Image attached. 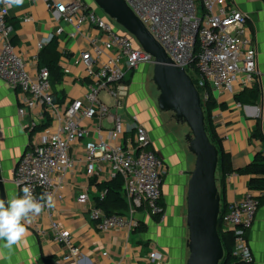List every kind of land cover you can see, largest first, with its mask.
Listing matches in <instances>:
<instances>
[{
    "label": "built area",
    "instance_id": "2783aa9c",
    "mask_svg": "<svg viewBox=\"0 0 264 264\" xmlns=\"http://www.w3.org/2000/svg\"><path fill=\"white\" fill-rule=\"evenodd\" d=\"M126 1L165 48L174 64L187 71L195 61L201 87H205L202 101L209 98L207 85L212 93L216 89L234 92L240 74L244 75L242 83L245 86L253 82L254 75H259L258 47L249 33V16L239 9L228 7L227 0H202L204 12L199 9L196 0ZM48 5L60 14L64 22L74 27V36L84 25L97 28L104 36L95 38L93 47L83 51L75 60L76 64L85 66L87 91L82 97L60 104L54 97L49 70L40 67L32 73L16 50L13 43L15 27L9 21L10 10L0 3V78L12 88L29 94L34 104L42 107V115L47 113L50 118L49 130L44 135L40 134L39 141L27 149L15 169L19 194H22L24 186H29L37 198L43 193H51L61 199L60 190L64 186L65 175L74 167L72 145L86 139L82 159L85 172L93 176L101 164H109L114 171L113 178L118 174L123 177V188L129 203V212L125 215L108 214L103 208L93 206L90 216L96 228L101 232L133 230L139 224L136 212L142 207L162 218L165 211L162 186L166 174L163 157L149 147V133L136 115L132 116L133 136L126 143L121 142L126 131L125 122L120 114L112 113L110 106L100 98V93L106 92L116 101L115 107L119 109L130 92V74L145 65L154 64V57L131 34L118 29L111 19L99 13L86 0L67 3L49 0ZM61 31L62 27L56 34ZM44 46V41L39 43V49ZM38 59L39 56H36L35 61ZM65 71L69 72L68 69ZM19 113L24 115L26 110L20 108ZM95 118L112 124L107 127L99 123L95 127L94 131L100 137L98 142L90 139L92 127L86 125ZM106 134L113 143L105 138ZM106 193V189L99 190V197L103 199ZM77 200L87 204L89 193L85 190ZM259 204V197L248 192L241 199L227 203L224 212L220 213L223 229L234 233L235 254L244 264L254 263L247 232L255 221ZM46 211L51 213L47 206L43 212ZM35 218L31 227L39 235L52 233L55 241L65 249L63 261L82 264V249L74 243L70 230L62 228L54 219H51L47 230ZM146 261L147 264H166L157 248H151Z\"/></svg>",
    "mask_w": 264,
    "mask_h": 264
},
{
    "label": "crops",
    "instance_id": "0c3cea01",
    "mask_svg": "<svg viewBox=\"0 0 264 264\" xmlns=\"http://www.w3.org/2000/svg\"><path fill=\"white\" fill-rule=\"evenodd\" d=\"M55 1L67 3L71 0ZM48 3L49 0H24L21 6L9 8V21L15 27L13 43L16 50L32 73L40 68L42 49H39V43L44 41L47 45L54 36L58 38L59 66L64 74L59 82L53 84L52 89L58 96L57 102L61 104L82 97L87 91L85 66L82 63L76 64L75 60L80 58L83 51L92 48L94 39L102 38L104 33L91 25H84L74 36V27L64 22L59 13L49 8ZM227 5L249 16L248 28L257 43L260 73L254 75L253 82L246 86L242 83L244 75L240 74L239 80L235 82L234 92L219 89L213 91L218 103L212 114L213 125L232 166V172L226 175L224 189L220 188L222 203L225 204L241 199L248 192L259 198L264 197V192L249 189V180L256 175L241 171L259 154L264 156V1L227 0ZM26 18L29 19L25 20ZM60 27L61 33L56 34ZM36 56H39L37 62ZM67 69L69 72L65 71ZM148 69V66H143L130 74V92L124 100V108L129 111L131 118L136 115L146 127L150 137L149 147L155 149L165 161L163 217L157 219L147 208L142 207L137 210L136 218L146 229L142 225V230L99 231L91 219L90 211L96 205L99 184L112 180L114 171L109 164L104 163L99 166L95 175L88 176L82 161L86 139L74 143L71 148L75 159L74 167L65 175L64 186L60 190L62 198L54 197L55 206L50 208L51 213L42 212L35 220L47 230L51 219L56 220L62 228L70 230L74 243L82 249V264H147L146 255L151 248H157L163 254L166 264L187 263L189 230L186 223L185 192L190 166L179 135L160 121L161 113L146 96L143 82ZM249 87L259 90L257 102L239 103L235 94ZM101 100L106 102L102 98ZM106 104L109 106L107 102ZM20 108H24L26 114L21 115ZM42 110L41 106L34 104L29 94L12 88L0 78V165L7 199L19 194L15 169L21 157L39 141L41 133L44 135L49 130V124L42 130H36V127L43 126L49 118L47 113L42 115ZM124 122L126 131L121 142L126 143L133 136V122ZM35 123L37 126L33 127ZM99 123L112 126L101 118L86 122L93 131L90 139L96 142L100 141V137L94 129ZM105 138L113 143L108 134ZM85 190L89 193L90 201L81 204L77 197ZM27 228L25 238L11 249L0 246V264H73L63 261L65 249L55 241L52 233L39 235L31 225ZM247 239L254 255V264H264V203L259 207L255 221L247 232ZM104 252L107 255H103Z\"/></svg>",
    "mask_w": 264,
    "mask_h": 264
},
{
    "label": "water",
    "instance_id": "95a60500",
    "mask_svg": "<svg viewBox=\"0 0 264 264\" xmlns=\"http://www.w3.org/2000/svg\"><path fill=\"white\" fill-rule=\"evenodd\" d=\"M101 11L154 57L153 80L160 92L161 111L173 112L190 128L188 148L195 155L189 174L186 223L189 230L186 264H220L225 251L218 229L221 194L217 171L219 150L210 140L199 89L183 67L174 64L126 0H93ZM0 198L7 200L0 165Z\"/></svg>",
    "mask_w": 264,
    "mask_h": 264
},
{
    "label": "trees",
    "instance_id": "16d2710c",
    "mask_svg": "<svg viewBox=\"0 0 264 264\" xmlns=\"http://www.w3.org/2000/svg\"><path fill=\"white\" fill-rule=\"evenodd\" d=\"M264 1V0H263ZM199 3V9L204 12V7L202 4V0H197ZM58 38L54 36L51 41L42 48L40 54V67H46L50 72V80L53 84L59 82L63 78V71L59 66L60 52L58 50ZM198 51V46H197ZM196 51V52H197ZM188 73L191 74L196 72L199 74L195 61L191 64ZM192 71V72H190ZM196 84V83H195ZM197 86V85H196ZM200 94L203 93L205 87H198ZM206 88L209 91V98L206 101H202L203 110L206 116V129L210 140L217 146L219 150V164L217 171L218 185L219 190L224 189L226 175L232 172V166L229 156L222 149L221 139L219 138L215 126L213 125L212 114L213 111L217 108L218 103L217 100L212 93V90L207 85ZM55 100H59L58 96L54 93ZM259 98V90L256 87L245 88L243 91L235 94V99L239 103L246 104H255ZM46 123L43 126L36 127V130H42L44 126L49 124V118L46 119ZM242 172L256 175L250 178L249 180V189L260 190L264 192V156L259 154L254 161L249 164L246 168L241 169ZM100 190H107L106 196L101 199L99 196L96 197V206L103 208L106 213L113 214H127L129 212V203L126 198V194L123 188V177L121 175H117L115 178L108 182H102L99 184ZM221 194V214L224 212L226 205L224 202L222 203V190ZM264 197H260L259 207L264 203ZM164 207V202H163ZM165 209V208H164ZM157 219H160V216H156ZM142 223L139 222L138 226L135 228L141 229ZM223 222L221 216L219 217L218 229L221 236V240L223 243L225 255L220 264H244L240 260V258L235 254V236L232 231L223 229ZM143 229L146 227L143 225ZM142 230V229H141ZM254 264V263H251Z\"/></svg>",
    "mask_w": 264,
    "mask_h": 264
},
{
    "label": "clouds",
    "instance_id": "9594fccd",
    "mask_svg": "<svg viewBox=\"0 0 264 264\" xmlns=\"http://www.w3.org/2000/svg\"><path fill=\"white\" fill-rule=\"evenodd\" d=\"M6 8L21 6L24 0H0ZM22 194H14L7 200L0 199V242L3 248L11 249L22 241L27 232V226L39 216L44 208L55 206L51 193H43L37 198L29 186L21 189Z\"/></svg>",
    "mask_w": 264,
    "mask_h": 264
},
{
    "label": "rangeland",
    "instance_id": "374dc122",
    "mask_svg": "<svg viewBox=\"0 0 264 264\" xmlns=\"http://www.w3.org/2000/svg\"><path fill=\"white\" fill-rule=\"evenodd\" d=\"M86 1L90 5L95 4L93 0H86ZM198 4L199 3L197 2V5ZM96 9L98 10L99 13H103L99 7L96 6ZM113 22L115 23V21H113ZM115 25L118 27V29L122 30L116 23H115ZM145 66H148V68H149L147 71L146 77H145L146 79L143 82L146 96H148V99L151 100L152 103L155 105L156 110L161 113L160 121L165 123L166 126H169V128H172L179 135L182 147L186 150V155L188 157L190 171H192L194 168V164H195V155L189 151L188 141L186 139L187 134H189L191 132L190 128L188 127V125L186 123L178 122L176 120V117H175L173 112H165V111H161L159 109L158 97H159L160 92L157 88V85L154 83V80H153L154 64H149V65H145ZM191 77L193 78L196 85L198 87H201V78H200L199 74L194 72L191 74ZM100 97L109 104L111 112H113V113L118 112L122 116V119L124 121H126L128 123L132 122L131 114L129 113V111H127L124 108L126 103L124 104V102H123L122 106L119 109H116L114 106L116 101H114L113 98L108 97L105 92H101ZM187 191H188V185H187V189L185 192V202H186V198H187ZM186 205H187V203H186ZM186 213H187V209H186Z\"/></svg>",
    "mask_w": 264,
    "mask_h": 264
}]
</instances>
